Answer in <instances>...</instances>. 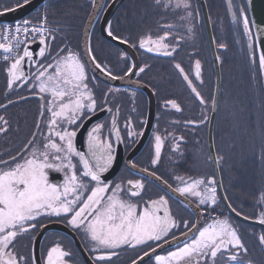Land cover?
I'll return each instance as SVG.
<instances>
[{"label":"snow or ice","instance_id":"obj_1","mask_svg":"<svg viewBox=\"0 0 264 264\" xmlns=\"http://www.w3.org/2000/svg\"><path fill=\"white\" fill-rule=\"evenodd\" d=\"M29 3L30 0H17L15 7H5L0 15L16 11ZM92 3L97 7L95 0ZM54 4L55 0H48L44 4V12L38 23L23 19L14 26H0V40L3 41L0 42V51L4 54L5 62L11 61L5 70L8 88L12 89L20 84L24 87L31 85L30 91L39 94L41 100L51 97L46 100V104L41 105L40 118L36 123L40 135L33 132L22 153L10 157L8 161L0 160V264H39L34 251L26 255L17 248V244L30 231H35L37 226L43 227L38 220L42 217H55L65 221L74 231L82 234L86 241L84 247L90 253H95L91 256L92 264H112L113 258L119 255L118 250L137 248L148 250L143 251L142 255L137 254L131 259V264H143L146 257L152 264H253L250 259L244 260L248 256L249 248L230 217L220 214L211 223L201 227L198 222L193 223L174 215L170 204L172 197H168L167 192L156 199L144 201L141 206L146 183L155 181H160L172 193L183 198L178 201L180 205L190 207L191 198H194L201 214L214 212L218 203L219 182L215 176L187 179L177 177L178 184L173 187L157 175L155 168L161 158V135H154L152 170L139 169L141 179H128L126 185L124 181L106 182L104 176L114 163L111 137L114 135L120 140L115 117L108 137L103 136L106 125L97 122L86 133L83 141L86 151L77 148L78 135L92 115L98 109L112 112L107 99L103 101L104 107L101 108L94 90L89 87V62L103 75L113 80L118 77L111 68L98 61L90 45L86 48L88 60H84L77 51L68 46L53 48L59 31L58 27L49 26L48 8L54 7ZM154 5L158 8L162 6L164 10L183 12L178 19L186 22L184 27L188 33L192 32L193 29L188 26L192 16L188 11L191 7L189 0H154ZM240 15H244L243 11ZM176 27L178 26L175 24L164 25V35L156 39L139 38V49L174 58L185 39L183 35L173 36L171 30ZM243 28L244 34L249 35V21L246 17L243 19ZM104 30L113 40H119L122 44L130 43V38L114 35L111 21H107V28ZM170 36L176 41L174 45L167 43ZM34 43H38V51L31 49ZM131 46L137 47L136 43ZM21 47L22 54L18 51ZM219 47L226 46L221 44ZM251 47L250 44L249 48ZM34 56L40 57L41 61L33 63ZM49 57L51 59L48 63L42 62ZM216 60L222 62L220 56ZM25 63L27 71L23 67ZM174 67L183 76L196 99L204 105L206 101L181 64L177 62ZM194 67L195 79L202 83L199 59L195 61ZM259 69L264 73V53L259 56ZM144 71L143 67L139 69L140 73ZM124 74H136L135 67H127ZM213 102L216 103L215 98ZM13 103L15 102L9 100L7 105L0 104V109L6 112ZM168 104L177 112L181 111L176 101H167L165 107ZM208 119L204 115L200 123ZM42 125L46 127V131L42 130ZM126 127L129 128L130 139L137 135L131 130L130 120ZM10 129V121L0 115V134L7 135ZM176 147L178 149L179 145ZM209 159H212L211 156ZM223 159V156H217V166L222 164ZM129 163L132 169L136 168V164ZM50 171L63 173L62 183L50 182ZM149 177L153 179L149 180ZM258 203L264 205V194H261ZM227 207L237 217L243 215L230 202ZM243 219L248 220L250 217L243 215ZM255 221L264 226V207L259 208ZM181 224L183 230H180ZM174 230H180L182 241ZM257 240L264 249V232L258 235ZM173 243L175 247L165 255L156 254L157 248L171 246ZM45 264H75V261L72 260V253L57 244L47 250Z\"/></svg>","mask_w":264,"mask_h":264},{"label":"flooded vegetation","instance_id":"obj_2","mask_svg":"<svg viewBox=\"0 0 264 264\" xmlns=\"http://www.w3.org/2000/svg\"><path fill=\"white\" fill-rule=\"evenodd\" d=\"M111 1H105L103 11ZM189 2L191 7L188 11L192 13V16L188 26L193 29L191 33H188L184 27L186 22L178 19L180 15L184 14L183 12L164 10L162 6L158 8L154 5V0H125L120 5L110 21L114 35L130 38V43L124 45L130 49L133 59L125 50L102 36L100 32L102 11L92 28L89 45L98 61L111 68L113 74L118 77L115 80L111 77L110 79L112 81L123 80L129 87L123 83L116 85L99 80L88 69L89 87L94 90L101 108L104 107L103 101L107 99L108 107L112 108V112L98 109L92 115L91 120H88L81 129L76 145L78 149L86 151L83 144L86 133L97 122L106 125L103 129V136L108 137L113 117H115L120 140L118 141L114 135L111 137L114 163L109 172L104 174L106 182L120 183L124 181L126 185L128 179H141L142 174L139 169L148 168L151 171L155 134L161 135L162 138L161 158L155 168L157 175L162 180L168 181L175 187L178 184L177 177L187 179L189 177L214 176L208 154V133L215 90V71L207 36V21L216 56L222 58V62H218L220 90L212 125V142L216 158L217 156L224 157L222 164L218 166V173L223 194L228 198L226 200L229 203V199L233 200L234 194L238 192V173L240 172L237 120L242 116V112L239 110L237 96L239 88L247 89V86L242 87L241 85L244 82L249 80L253 85H248V88L252 89H255L256 83L257 85L261 83V72L259 71L257 80H255V72L257 69L259 70V48L246 0H189ZM241 11L244 13L243 16L240 15ZM245 17L249 21V35L244 34L243 19ZM167 24L178 26L171 30L173 36L179 34L185 37L178 52L174 54V58L139 49V38L156 39L164 35L166 31L164 25ZM71 25L72 23L69 21L62 25L61 29L72 28ZM84 26L78 42L75 41L74 34L59 32L53 48L68 46L83 58L82 34ZM65 37L66 39H64ZM114 41L120 43L119 40ZM132 43H136L137 47H132ZM167 43L174 45L176 41L170 36ZM221 44L226 47L220 48ZM250 44L251 48H249ZM50 59L49 57L42 62L46 64ZM197 59L201 62L202 83L195 79L194 65ZM39 61L41 58L34 56L33 63ZM177 62L193 80V84L206 101L204 105L200 104L195 94L188 88L187 82L183 80V76L175 69L174 65ZM131 66L135 67L136 74L126 76L124 73L127 71V67ZM141 67L145 68L143 73L139 72ZM261 76L264 75L261 73ZM138 85L146 87L152 93L155 106L153 122L146 137H144V132L147 122L148 99L141 90L137 89ZM30 88L31 85L24 87L20 84L9 89L6 71L2 70L0 73V104L7 105L9 100L15 102L8 106L6 112L0 109V115L5 116L11 123L8 134H0V160L8 161L10 157H16L18 153H22L24 145L32 138L33 132H36L37 136L40 135L36 123L40 118L41 105L46 104V100L51 97L48 96L45 100H41L40 95L31 92ZM105 93L108 95L105 96ZM169 100L176 101L181 107V111L177 112L170 104L165 107ZM117 109L119 110L117 111ZM204 115H207L209 119L200 123ZM254 115L256 116L254 117ZM244 116L247 119L256 118L255 120L259 124L262 122L261 126L264 128V107L257 112H252V110L245 112ZM129 120L131 121V130L137 133L131 139L128 137L129 128L126 127ZM187 121H196L197 123L186 124ZM41 127L43 131H46L44 125ZM229 138L230 140H228ZM177 144L179 145L178 149ZM262 148L263 146L261 149L259 146L257 153L261 152ZM174 149L176 150L174 151ZM258 157H261L260 153ZM129 162L136 164V168L132 169ZM251 171L253 172V169ZM247 172L249 173L248 167ZM62 178L63 173L53 171L49 173V181L52 183H62ZM148 179L152 180L153 178L149 177ZM165 192L168 197H172L170 204L175 216L188 219L193 223L198 222L201 227L211 223L212 219L220 214L230 217L232 222L238 226L240 234L249 248L248 256L244 257V260L250 259L253 264H264V249L260 247L257 240L258 235L264 230L232 218L225 210L219 193L215 211L201 214L194 198H191L190 207L180 205L179 200L170 193L167 186L158 181V183H146L142 193L141 206L144 201L156 199L159 195H164ZM249 208L248 206L246 209L248 214L243 215L252 217L258 213L257 211L249 212ZM38 220L43 227L37 226L35 231H30L19 240L17 248L20 251L26 255H30L34 251L39 264H45L47 250L59 244L63 250L72 253V260L75 261V264H92L91 256L95 253H90L89 249L84 247L86 241L82 234L74 231L65 221L55 217H42ZM248 220L256 222L255 218ZM180 230H183L182 224ZM180 230H174L177 237H180ZM174 247L175 244L163 245L156 249V254L165 255ZM147 250L146 248L118 250L119 255L113 258L112 264H131V259L135 258L137 254L142 255L143 251ZM143 264H152V262L146 257Z\"/></svg>","mask_w":264,"mask_h":264},{"label":"trees","instance_id":"obj_3","mask_svg":"<svg viewBox=\"0 0 264 264\" xmlns=\"http://www.w3.org/2000/svg\"><path fill=\"white\" fill-rule=\"evenodd\" d=\"M17 0H0V11L4 10L5 7L12 8L15 7ZM92 5V0H55L54 7L48 8L49 13V26L50 27H60L59 32H67L74 34L75 41L78 42L82 28L86 21V18L90 12ZM44 12V6H42L37 12L33 15L29 16V19L34 23H38L39 17ZM71 21L72 28L61 29L62 25ZM258 68V67H257ZM260 72V69L255 72V80H257V73ZM2 72V68H0V73ZM260 81L261 83L254 85L255 89L248 88L247 97L243 101V105L245 104L244 110H239L242 112V116L247 111L257 112L264 107V77L261 76L260 73ZM243 87V86H242ZM258 88V91H257ZM242 91V89H241ZM241 93L238 92L237 102H241L242 98L239 97ZM243 109V108H242ZM251 109V110H250ZM256 115H254L255 117ZM256 118L247 119L248 121V129L249 133H255V136L248 142L247 145H254V151L256 153L251 154L250 156H246L244 153H239V170L238 173V192L234 194L233 200L229 199V202L233 204L242 214H248L247 207L249 206V212H258L260 207H264V205L258 203L261 194H264V158H262V151L258 152V147L263 146L264 148V128L262 131L260 130L261 125L258 123ZM260 134H263V138H260ZM255 143V144H254ZM239 152H244L242 144H238ZM259 153L261 157L259 158ZM247 167L249 169V173L247 172ZM254 167V168H253ZM253 169V172L251 171ZM245 170V171H244ZM230 183V182H229ZM228 183V185H229ZM236 203V204H235ZM245 205V207H244ZM223 210V207H221ZM258 214V213H257ZM256 214V215H257ZM250 218H255V216Z\"/></svg>","mask_w":264,"mask_h":264},{"label":"water","instance_id":"obj_4","mask_svg":"<svg viewBox=\"0 0 264 264\" xmlns=\"http://www.w3.org/2000/svg\"><path fill=\"white\" fill-rule=\"evenodd\" d=\"M105 1L106 0H95L97 7H94L92 4L91 12H90L88 19L86 21V24L84 26L83 34H82V55H83L84 60H88V57L86 55V48L89 45L90 34H91L92 28H93L97 18L99 17V15L102 13V11L104 9ZM124 1L125 0H112L110 2V4L105 8V10L102 13V20L100 23V32L105 39L111 41L116 46L125 50L128 53V55L130 56V58L133 59V55H131L130 49L127 46H125L124 44L119 43L117 41H114L111 37H108L107 32L104 30L107 28V21L111 20L114 12L120 7V5ZM200 1H202V0H200ZM47 2H48V0H43V2H42V0H30V3L27 4L26 6L22 7V8H19L16 11H10V12H7L6 14L0 15V24L13 23V22H18V21H21L23 19H26L27 17H29L30 15H32L33 13L38 11ZM246 3H247V8L250 12L251 20L253 22L256 40H257V44H258V48H259V54L261 55V53H264V0H246ZM202 10H203V13L205 15L203 5H202ZM0 12H3V10H1ZM206 24H207L206 28H207L208 41H209V45H210V52H211L212 62H213L214 71H215L214 98L216 100V103L214 104V102H213V106H212V116H211V120H210V127H209V133H208V154H209V157L211 156V158H212L210 160V162H211V166H212L213 171H214L215 179L219 182V184H218L219 197L221 199V202H222L225 210L227 211V213L232 218H234L235 220L242 222L246 225L255 226V227H258V228L264 230V226L259 225L258 223L254 222V221L244 220L242 216L237 217L235 215V213L232 212L231 209H229L227 207V204H228L227 200L222 199L225 196L223 194L221 184H220L218 166L215 162L216 161V155L214 152L213 142H212V125H213V121H214L216 105H217L218 95H219V90H220V71H219L218 61L216 60L217 56H216L215 49H214V43H213V40L211 37V33H210V29H209L207 21H206ZM31 49L37 51L38 43L32 44ZM23 67L26 71V63L23 65ZM88 69L99 80H102V81L107 82V83H114L116 85H122V83H123L124 85H127V87H129L128 84H125V82L123 80L112 81L110 79V77L103 75L98 69H95L91 65L90 62L88 64ZM262 74L264 75V73H262ZM126 80H127V82H129L128 79H126ZM137 89L141 90L146 95V97L148 99V113H147V120H146L147 122H146L145 132H144V137H146V135L149 133V130H150V127L152 125L153 118H154V111H155L154 100L152 97V93L146 87L138 85ZM214 98H213V101H214ZM155 183H158V181H155ZM170 193L178 200L183 199L181 197H178V194H174L171 191H170ZM180 240L182 241L183 237L180 238Z\"/></svg>","mask_w":264,"mask_h":264},{"label":"rangeland","instance_id":"obj_5","mask_svg":"<svg viewBox=\"0 0 264 264\" xmlns=\"http://www.w3.org/2000/svg\"><path fill=\"white\" fill-rule=\"evenodd\" d=\"M8 67V65H0V68H2V70H6V68ZM264 77V76H263ZM241 83V82H240ZM243 87H246L248 85H253L250 84V81L248 80L247 82H244L243 84H241ZM242 89V91H241ZM239 93H241V95H239V97L242 98L241 102H239V106H240V110H244V108L246 107L245 104L243 105V101L244 99H246L247 97V92H245V90H243V88H239ZM243 108V109H242ZM247 112V111H246ZM238 121V135H237V142L238 144L241 143L242 147L244 149V152H238L239 153H244L247 157L250 156L253 153H256V151H254V145H247L248 142L255 136V133H249V129H248V121L247 118L245 116H241L239 117ZM260 125H262V122L260 123ZM262 126L260 128V130L262 131ZM260 138H263V134H260ZM230 140V138L228 139ZM255 144V143H254ZM239 148V147H238Z\"/></svg>","mask_w":264,"mask_h":264},{"label":"built area","instance_id":"obj_6","mask_svg":"<svg viewBox=\"0 0 264 264\" xmlns=\"http://www.w3.org/2000/svg\"><path fill=\"white\" fill-rule=\"evenodd\" d=\"M3 25H15V23H8V24H3ZM3 25H0V26H3ZM21 39H24L23 36H21ZM0 42H3L2 40H0ZM23 49V47H21L18 51L21 52V50ZM8 62H11V61H8ZM8 62H5L4 60V54L2 53V51H0V64H6Z\"/></svg>","mask_w":264,"mask_h":264}]
</instances>
